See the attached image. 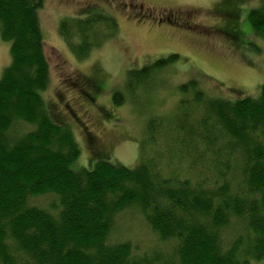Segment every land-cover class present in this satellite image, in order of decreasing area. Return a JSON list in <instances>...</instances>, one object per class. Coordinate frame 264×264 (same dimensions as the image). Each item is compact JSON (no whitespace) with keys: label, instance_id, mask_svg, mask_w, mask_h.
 I'll list each match as a JSON object with an SVG mask.
<instances>
[{"label":"trees","instance_id":"obj_1","mask_svg":"<svg viewBox=\"0 0 264 264\" xmlns=\"http://www.w3.org/2000/svg\"><path fill=\"white\" fill-rule=\"evenodd\" d=\"M42 6L0 0V39L11 57L0 79V264H264V84L256 100L226 101L189 81L178 89L174 120L147 123L135 170L97 161L74 171L79 148L42 99L49 85ZM247 21L264 40V4ZM118 32L115 19L96 13L59 24L80 62ZM177 59L129 71L128 91ZM113 102L124 98L114 93ZM47 195L56 199L51 211L29 205ZM126 211L170 252L137 254L129 241L111 242Z\"/></svg>","mask_w":264,"mask_h":264},{"label":"rangeland","instance_id":"obj_2","mask_svg":"<svg viewBox=\"0 0 264 264\" xmlns=\"http://www.w3.org/2000/svg\"><path fill=\"white\" fill-rule=\"evenodd\" d=\"M263 0H43L38 20L49 85L42 94L53 122L71 131L80 155L74 171L97 161L135 170L139 146L152 119L174 120L179 87L195 81L210 99L256 100L264 84V40L248 24ZM231 10H225L230 9ZM100 14L116 20L115 40L78 61L59 35L66 18ZM9 43L0 39V79L11 63ZM176 55L153 81L131 94L127 73ZM123 104L115 106L113 94ZM54 196L29 205L48 209ZM129 241L137 254L168 253L135 211L120 214L109 237ZM250 264H262L251 261Z\"/></svg>","mask_w":264,"mask_h":264}]
</instances>
